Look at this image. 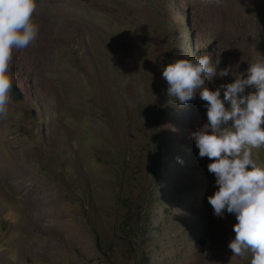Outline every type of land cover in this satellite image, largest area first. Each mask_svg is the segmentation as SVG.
<instances>
[{"label":"rangeland","instance_id":"374dc122","mask_svg":"<svg viewBox=\"0 0 264 264\" xmlns=\"http://www.w3.org/2000/svg\"><path fill=\"white\" fill-rule=\"evenodd\" d=\"M36 3L38 36L10 67L25 98L0 118V264H132L106 248L121 199L143 210L137 264H250L228 248L235 215L207 200L212 161L191 138L206 102L175 103L162 70L207 54L233 71L208 89L233 82L264 57V0ZM252 158L264 167V149Z\"/></svg>","mask_w":264,"mask_h":264},{"label":"clouds","instance_id":"9594fccd","mask_svg":"<svg viewBox=\"0 0 264 264\" xmlns=\"http://www.w3.org/2000/svg\"><path fill=\"white\" fill-rule=\"evenodd\" d=\"M36 8V0H0V118L7 117L13 100V53L32 44L39 33L33 22ZM220 63L207 54L176 59L163 68L162 77L167 96L178 105L197 94L206 102L207 123L191 138L198 157L212 161L207 170L217 190L208 203L216 217L223 218L225 211L235 215V237L228 243L232 257L250 256V264H264V167L252 158L253 149H264V57L233 82L209 90L211 78L233 74L231 66L219 68Z\"/></svg>","mask_w":264,"mask_h":264},{"label":"trees","instance_id":"16d2710c","mask_svg":"<svg viewBox=\"0 0 264 264\" xmlns=\"http://www.w3.org/2000/svg\"><path fill=\"white\" fill-rule=\"evenodd\" d=\"M163 107H160L162 111ZM160 158H162L161 151L159 152ZM120 165L119 168L123 166L130 165L128 163L127 155L122 156L121 160L118 162ZM128 168H130L128 166ZM122 174L118 175V180H122ZM123 182V180H122ZM120 201H117L119 204ZM121 203L115 207L116 212L122 210L124 215L117 224L113 225V231L115 234V238L113 242L109 245H106V248H109L112 252L119 246V242L125 245V249L128 251V254L131 256L132 264H137V258L144 257V253H142L141 246L143 245V237L147 233V227L141 215L143 214V210L139 209L138 205L134 208L126 209V203H124V199H121ZM99 251L106 252L105 248L102 246L100 241L98 240L96 243Z\"/></svg>","mask_w":264,"mask_h":264},{"label":"water","instance_id":"95a60500","mask_svg":"<svg viewBox=\"0 0 264 264\" xmlns=\"http://www.w3.org/2000/svg\"><path fill=\"white\" fill-rule=\"evenodd\" d=\"M24 98H25V94L22 92V90L19 88V86L14 83V85H13V100L14 101H23Z\"/></svg>","mask_w":264,"mask_h":264}]
</instances>
